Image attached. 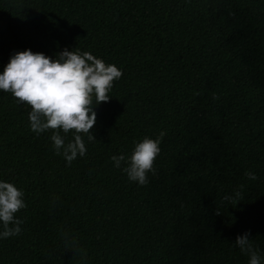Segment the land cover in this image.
<instances>
[{
  "label": "trees",
  "instance_id": "16d2710c",
  "mask_svg": "<svg viewBox=\"0 0 264 264\" xmlns=\"http://www.w3.org/2000/svg\"><path fill=\"white\" fill-rule=\"evenodd\" d=\"M77 47L123 75L70 166L0 91V179L27 203L0 264H247L245 232L264 251V0H0V71ZM161 131L156 175L129 182L111 157Z\"/></svg>",
  "mask_w": 264,
  "mask_h": 264
},
{
  "label": "clouds",
  "instance_id": "9594fccd",
  "mask_svg": "<svg viewBox=\"0 0 264 264\" xmlns=\"http://www.w3.org/2000/svg\"><path fill=\"white\" fill-rule=\"evenodd\" d=\"M123 69L88 51L65 48L55 57L34 53L30 49L14 52L0 71V91L9 92L17 104L28 107L30 130L37 136L51 132L49 137L57 156L66 166L86 155L87 145L95 141L90 132L97 121L96 107L108 102ZM26 102V103H25ZM166 133L156 138L145 136L134 142L130 154L113 155L116 169H121L129 182L146 186L150 175H156L155 163L161 154V142ZM245 176L256 181L257 175L248 171ZM243 198V188L223 196L222 202L235 205ZM27 208L25 192L16 183L0 179V240L19 236L24 221L17 215ZM65 247L75 249L78 240L63 233ZM233 248L245 255L247 264H264V251L250 239V233L237 235Z\"/></svg>",
  "mask_w": 264,
  "mask_h": 264
}]
</instances>
